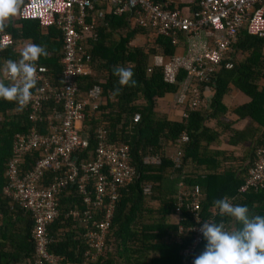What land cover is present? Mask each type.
Returning a JSON list of instances; mask_svg holds the SVG:
<instances>
[{"label":"trees","instance_id":"1","mask_svg":"<svg viewBox=\"0 0 264 264\" xmlns=\"http://www.w3.org/2000/svg\"><path fill=\"white\" fill-rule=\"evenodd\" d=\"M164 1L154 0L155 3ZM197 2L193 0L189 5L190 12L197 9ZM262 7L264 16V1ZM170 8L178 9L173 6ZM6 25L0 33L9 35L12 45L0 50V68L2 61L21 59L13 50L16 44L31 42L44 46L49 55L41 56L35 64L46 69L54 88H60L63 69L60 31L56 28L41 30L35 20H16L13 17L6 21ZM126 27L129 30L124 35L120 34L119 30ZM96 32V40H89L87 46L95 73L91 77H79L77 81L82 93L99 86L101 98L106 103L96 109L91 105L85 108L81 130L88 138V147L76 151L73 158L81 178L86 175L84 166L96 160L94 132L101 126L105 128L109 142L129 147V162L135 175L130 184L117 191L111 222L105 233V246L93 264H193L207 244L203 235L199 241H195V225L210 220L216 223L223 221L228 228L241 227L234 219L221 216L214 207V201L227 196L234 205L247 206L249 215L264 216V187L259 190H240L245 184L247 169L251 164L248 161H252V157L241 163L244 169L241 171L233 169L231 158L221 151L215 152V159L209 156L205 163L208 172H202V176L199 166H187L189 162L201 164L199 151L204 150L208 154L210 143L219 141L223 135H229L233 143L242 139L241 135L244 136L232 129L225 117L227 108L223 99L230 86L250 98L249 103L234 109L233 113L240 119L249 118L264 128V88L259 89L257 83L264 79V37L249 35L245 26L241 28L232 44L230 58H226L221 68L209 78L207 86L213 90V95L207 109L191 111L185 119L169 121L158 110L159 100L173 93L176 84L164 83L159 68H152L150 73H147V68L152 54L156 52L164 57L174 55L171 39L142 28L130 27L127 16L107 13ZM147 32L155 37L143 47L130 46L136 34ZM113 34L118 35L117 40L112 38ZM226 62L231 63L230 69L224 68ZM116 66L132 68L133 79L137 82L135 87L119 85L118 77L112 71ZM184 74V71H179L176 81L179 82ZM202 87L200 85L199 89ZM116 88L120 89V93L114 96ZM54 106L51 100L44 103L42 117H47ZM135 114L140 116L136 123L133 122ZM32 125L27 108L20 110L17 102L0 99V264H28V259L32 257L31 218L23 208L11 204L1 191L8 183L5 171L11 156L12 138L25 134ZM35 127L38 132H46L44 121L35 123ZM182 134L186 135L187 142L176 143ZM201 141L207 144L204 148L200 147ZM176 152H180L178 167L174 162ZM36 158V152L25 156L19 166L20 171L30 170ZM52 177L53 173H45L41 186L48 185ZM78 181L77 184L69 185L68 190L60 195L59 216L48 227L53 236L49 250L63 255V264H81L83 252L88 248L84 224L94 228L93 221L102 218L109 202L105 194V205L87 204L78 188ZM179 182L183 184L180 188ZM145 187L149 188V194L143 193ZM193 187H198L200 193L197 211L199 222L185 207L186 203L191 202ZM85 189L94 199L92 181ZM178 191L184 193V199L180 216H174ZM70 211L74 212L73 216ZM170 216H174L173 221ZM84 217L89 219L83 221ZM74 221L77 223L76 228H73ZM188 248L190 252L185 253Z\"/></svg>","mask_w":264,"mask_h":264},{"label":"built area","instance_id":"2","mask_svg":"<svg viewBox=\"0 0 264 264\" xmlns=\"http://www.w3.org/2000/svg\"><path fill=\"white\" fill-rule=\"evenodd\" d=\"M263 1L198 0L197 9L188 13L172 9L165 2L155 3L154 0H24L16 15L17 20H35L41 30L56 28L63 40L62 85L54 88L46 69L36 64L37 83L31 89V99L24 107L28 109V118L33 125L25 134L14 135L12 138L11 156L5 171L8 183L2 188V193L10 199L11 204L23 208L31 218L33 251L28 264H63L64 256L49 250L53 236L48 227L59 216L60 195L68 190L69 185L77 184L78 180V188L84 194L83 200L87 204L103 206V195L106 194L109 198L102 218L93 221L94 228L84 224L88 248L83 252L81 264L96 262L105 246V233L111 222L117 191L130 184L135 175L129 162V147L109 142L105 128L101 126L94 132L96 160L84 166L86 175L81 178L73 158L76 151L88 147V138L81 130V123L85 119L84 110L90 105L96 109L101 102L102 91L99 86L82 93L77 81L79 77L87 78L95 73L87 46L89 40L95 41L97 38L96 14L127 16L130 27L168 37L172 45L177 43V33L185 34L187 47L183 55H154L147 68V73L152 68H159L164 83L176 84L173 104L180 108L181 117L185 118L188 112L196 111L203 104L201 92L210 88L207 83L211 74L221 68L226 58H230L232 44L239 30L245 26L249 35L264 37ZM96 5L103 6L104 10H98ZM203 31L208 40L199 43L195 35ZM11 45L10 36L0 33V50ZM231 67L230 62L224 64L225 69ZM179 71H184L185 74L177 82ZM5 82L12 83L11 79H6ZM200 85L203 86L201 89ZM50 100L55 106L43 118V104ZM139 118V114H135L133 122L136 123ZM43 121L45 133L38 132L35 127V123ZM179 142H187L185 134L177 139L176 143ZM34 152L37 158L31 169L20 171L23 158ZM176 154L174 162L178 167L180 152ZM252 158V161H248L251 164L247 169L245 184L240 190H259L264 187V135L254 149ZM45 173H53V177L48 185L41 186ZM91 181L95 190L94 199L85 189ZM182 186V182H179L178 187ZM143 193L149 194V188H143ZM178 193L173 210L175 216H180L184 199V193ZM191 195V202L186 203L185 207L193 214L195 221L199 222V188L193 187ZM69 213L72 216L74 214L72 211ZM88 219L84 217L83 221ZM203 223L204 221L194 226L196 242L201 238L200 228Z\"/></svg>","mask_w":264,"mask_h":264},{"label":"clouds","instance_id":"3","mask_svg":"<svg viewBox=\"0 0 264 264\" xmlns=\"http://www.w3.org/2000/svg\"><path fill=\"white\" fill-rule=\"evenodd\" d=\"M23 4L24 0H0V31L7 26L6 21L19 13ZM20 55L19 61L6 60L0 68V99L15 101L22 110L37 83L35 62L41 56L47 57L49 52L46 47L29 42ZM112 71L118 77L119 85L136 86L131 67L116 66ZM6 79H11L12 83L6 85ZM119 93V88L114 89V96ZM185 118L180 115V119ZM214 207L221 216L234 219L241 227L228 228L223 221H205L200 232L207 244L193 264H264V216L249 215L247 206L234 205L227 196L214 201ZM189 252L190 249H186L185 253Z\"/></svg>","mask_w":264,"mask_h":264},{"label":"crops","instance_id":"4","mask_svg":"<svg viewBox=\"0 0 264 264\" xmlns=\"http://www.w3.org/2000/svg\"><path fill=\"white\" fill-rule=\"evenodd\" d=\"M165 3L169 5L170 7L173 6L174 8H178L183 12H190L189 5L193 2V0H165ZM161 2V3H164ZM96 8H99L98 10H104L103 6L96 5ZM106 14V13H105ZM102 13L96 14V18L98 19V27H101L103 24V18L104 15ZM95 16V15H94ZM97 27V28H98ZM129 30L127 27L126 29H120L119 33L124 35L125 32ZM149 31V30H148ZM152 37H155L154 34H151L147 32V34H136L135 38L130 42L131 47H143L146 42L150 41ZM113 39H118L117 34H113ZM176 38V44H174V55H183L185 53V49L187 47V41H186V36L184 34L177 33L175 35ZM195 39L197 42L202 43L207 41V36L205 35V32H200L195 35ZM92 40V39H91ZM27 43H22V44H16L13 47L14 52L21 58V51L22 49L26 46ZM145 51H147L145 49ZM159 53H154L151 56V62H152V57L154 55H157ZM150 62V64H151ZM2 65V64H1ZM3 68V66L1 67ZM258 88H264V79H260L258 82ZM176 91V90H175ZM173 93L165 95L163 98H161L160 104L164 105L166 109L167 116H165L166 120H181L180 115H181V110L179 107L175 106L174 103V94ZM202 98H203V104L199 107L198 110L204 111L207 109V104L213 95V90L210 88H207L206 90L203 89L201 92ZM100 104L105 105L106 101L104 99H100ZM250 102V98L246 96L244 93H242L240 90L237 88L230 86V89L226 93L223 99L224 106L227 108L225 117L228 122H230L231 128L241 132L244 134V136L241 135L242 139H239L236 143H233L231 137L223 135L220 137L218 140L213 143H210L209 146V153L207 154L204 150L199 151V156L198 158L202 162L201 164H195L192 162L187 163V166L191 168V166L197 165L199 166L202 172H208L206 168V161L209 158V156H213L215 159L217 151H221V153H225V156L231 158V161L233 162V169H236L237 171L244 170L241 163L245 162L247 159H250L253 157V152L255 147L257 146L259 140L261 137L264 135V128L260 127L257 123L253 122L249 118H243L240 119L236 114L233 113V110ZM160 106V105H159ZM161 111V109H160ZM162 112V111H161ZM225 139V140H224ZM223 140V141H221ZM206 142L201 141L200 142V147H205ZM174 152V151H173ZM216 152V153H215ZM222 156V154L220 155ZM219 156V157H220ZM217 157V159H221ZM218 171V170H217ZM220 171V170H219ZM212 172V171H210ZM204 175L203 173L200 175ZM170 220H174V216H170ZM76 222H73V228H76Z\"/></svg>","mask_w":264,"mask_h":264},{"label":"rangeland","instance_id":"5","mask_svg":"<svg viewBox=\"0 0 264 264\" xmlns=\"http://www.w3.org/2000/svg\"><path fill=\"white\" fill-rule=\"evenodd\" d=\"M13 18L17 20L16 16L13 17ZM97 76H98V74H97ZM159 105H160V106H159L158 110L160 111V109H161V111H162V112L160 111V113H161L162 115H164V116H167V113H166V109H167V108H165V106L162 105V104H159Z\"/></svg>","mask_w":264,"mask_h":264}]
</instances>
